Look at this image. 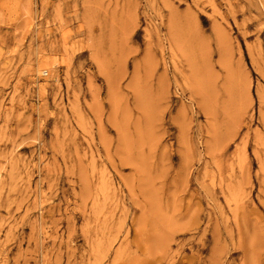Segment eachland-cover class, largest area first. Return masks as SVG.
I'll return each mask as SVG.
<instances>
[{
  "label": "rangeland",
  "instance_id": "rangeland-1",
  "mask_svg": "<svg viewBox=\"0 0 264 264\" xmlns=\"http://www.w3.org/2000/svg\"><path fill=\"white\" fill-rule=\"evenodd\" d=\"M0 264H264V0H0Z\"/></svg>",
  "mask_w": 264,
  "mask_h": 264
}]
</instances>
